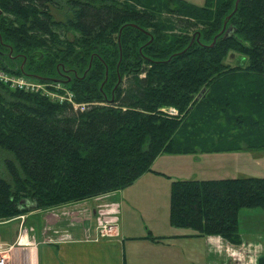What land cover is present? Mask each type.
Masks as SVG:
<instances>
[{
  "label": "trees",
  "instance_id": "1",
  "mask_svg": "<svg viewBox=\"0 0 264 264\" xmlns=\"http://www.w3.org/2000/svg\"><path fill=\"white\" fill-rule=\"evenodd\" d=\"M236 1L67 0L59 21L46 0H0V67L66 76L75 101L0 79V219L28 212L22 200L49 208L123 189L162 153L264 149V0ZM231 49L248 66L225 64ZM243 207L264 210V176L172 181L170 223L189 236L241 244Z\"/></svg>",
  "mask_w": 264,
  "mask_h": 264
},
{
  "label": "rangeland",
  "instance_id": "2",
  "mask_svg": "<svg viewBox=\"0 0 264 264\" xmlns=\"http://www.w3.org/2000/svg\"><path fill=\"white\" fill-rule=\"evenodd\" d=\"M187 1L196 5L207 3V0ZM46 4L55 20H67L69 13L67 0H46ZM138 7L142 8V5ZM161 16L168 17L167 11L162 12ZM229 26L226 27L228 34L232 32ZM64 34L74 40L79 33L67 29ZM191 34H193V29ZM48 53L45 49L35 51L36 57L40 59ZM7 62L9 66H14L12 60H7ZM225 64L229 67L248 66L249 57L240 51L231 49L225 58ZM25 73L26 76L15 75L7 73L0 67V79L10 82L12 88H17L19 84H22L24 88L41 90L55 100L61 101L64 100L63 97L65 99L70 97L74 101L71 85L66 83L68 81L66 76L60 77L55 83L31 77L30 72ZM122 81L123 86L126 87L127 77L124 76ZM207 92V88L202 90L197 94V98H205ZM244 101L245 98H242L241 94L235 99L239 105ZM163 110L173 115L179 112L171 106L164 107ZM239 112L246 113L240 107ZM188 130L191 131V129ZM183 132L186 133V131ZM231 143L228 140L225 144L230 145ZM2 157L0 156V173L6 174ZM157 158L152 167L160 171L146 172L123 189L49 208L34 209L35 204L32 201L22 200L21 204L30 209L28 212L9 219H0V232L8 235L7 238H13L11 244L0 242V255L7 259L8 264H27L28 244L36 240L39 245L41 243L57 246L65 241L75 240L76 235L70 229L80 224H83L84 228L83 240L97 241L117 238L120 236L119 225L114 215H110V209L107 208L106 203L109 201H116L122 205L121 223L123 224L122 232L125 235H137L136 233L146 232V228L154 231L164 230L168 233L176 232L178 229L191 232L188 228L173 227L170 223L173 179L264 176V149L250 142L242 149L233 151L205 152L198 155L163 154ZM239 231L242 241L237 247L220 235H217L218 239L213 237L210 244L204 236L194 237V243L181 245L178 251L180 254L178 264H260V258L263 257L264 260V210L261 207L241 208L239 210ZM225 241L231 244H226L229 258L226 256V251L219 247L222 246L221 243L225 244ZM131 250L132 260L130 259L129 262L131 264H170L167 261H157L156 259L161 255H156V253L152 254L154 258L151 263L146 262L148 252L142 245H136Z\"/></svg>",
  "mask_w": 264,
  "mask_h": 264
},
{
  "label": "crops",
  "instance_id": "3",
  "mask_svg": "<svg viewBox=\"0 0 264 264\" xmlns=\"http://www.w3.org/2000/svg\"><path fill=\"white\" fill-rule=\"evenodd\" d=\"M163 154L171 153H162L159 157ZM195 154L198 155L199 153ZM106 205H108L107 208L110 209V215H114L117 219L120 230L119 237L97 241L83 240V224L77 226L74 225L75 227H72L70 230L76 235L75 240L65 241L57 246L41 243L39 245L36 240L31 244H28V247L26 248L28 251L27 264H131L129 263L130 259L132 260L131 249L136 245L146 247L149 254H146V262L150 261L148 263H151V260L154 258L152 254L156 253V255L160 254L162 256L156 259L157 261H167L170 264H178L180 258L178 251H180L181 245L185 246L189 243H194L193 239L195 238L189 236L187 230L179 229L176 230V232H173L175 231L173 230V233H168L164 230L154 231L150 228H146V232L136 233L137 235H125V233L122 232L123 224L121 223V213L123 212L122 205L116 201H109ZM7 237L8 235L0 232V242L11 244L13 238L10 239V237ZM152 237L160 238L157 239L159 241H156L152 239ZM204 237H206L209 244L213 237H217V239L219 238L217 235H207ZM138 242L142 244H137ZM221 244L222 246L220 245L219 247L226 251V256L229 258L230 255L227 253L228 250L226 247L231 244H228L226 241L225 244ZM208 251H210V249H208Z\"/></svg>",
  "mask_w": 264,
  "mask_h": 264
},
{
  "label": "built area",
  "instance_id": "4",
  "mask_svg": "<svg viewBox=\"0 0 264 264\" xmlns=\"http://www.w3.org/2000/svg\"><path fill=\"white\" fill-rule=\"evenodd\" d=\"M18 87H25L22 84H19ZM62 99H65L64 97ZM66 99L72 101L70 97H66ZM76 107H80L81 109H84L85 104H75ZM0 264H8L7 259L4 256L0 255Z\"/></svg>",
  "mask_w": 264,
  "mask_h": 264
},
{
  "label": "water",
  "instance_id": "5",
  "mask_svg": "<svg viewBox=\"0 0 264 264\" xmlns=\"http://www.w3.org/2000/svg\"><path fill=\"white\" fill-rule=\"evenodd\" d=\"M239 1H240V0H237V1H236V7L238 6ZM225 27H226V23H225ZM224 29H225V28H224ZM227 34H228V33L225 32V36H227ZM215 40H216V38H215ZM23 201H24V202H27V200H23Z\"/></svg>",
  "mask_w": 264,
  "mask_h": 264
}]
</instances>
